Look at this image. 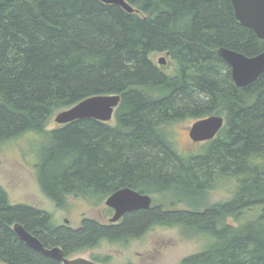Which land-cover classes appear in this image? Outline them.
Segmentation results:
<instances>
[{"label": "trees", "instance_id": "16d2710c", "mask_svg": "<svg viewBox=\"0 0 264 264\" xmlns=\"http://www.w3.org/2000/svg\"><path fill=\"white\" fill-rule=\"evenodd\" d=\"M127 1L137 11L100 0H0V146L26 132L49 135L36 175L58 205L69 196L103 201L123 186L160 197L116 226L85 217L74 230L44 209L12 203L0 185V263L60 264L28 246L16 222L67 252L176 222L213 237L184 264H264V73L238 87L218 54L228 47L253 55L264 40L238 21L232 0ZM162 51L174 74L151 59ZM99 94H120L116 120L46 129L55 112ZM213 113L226 117L218 136L198 153H179L176 119ZM226 180L230 199L210 202Z\"/></svg>", "mask_w": 264, "mask_h": 264}, {"label": "rangeland", "instance_id": "374dc122", "mask_svg": "<svg viewBox=\"0 0 264 264\" xmlns=\"http://www.w3.org/2000/svg\"><path fill=\"white\" fill-rule=\"evenodd\" d=\"M150 57L155 62L165 57V72L168 74L176 72V63L165 53H152ZM59 112H55L50 117L46 129L62 125L55 120ZM193 120V118L186 119L175 125L177 147L181 151L194 150L196 147L188 135V129ZM52 145L53 140L49 138V135L44 136L31 131L24 133L19 139L12 140L11 143L0 146V185L8 193L10 201L44 209L52 215L56 224H64L65 219L68 218L70 225L79 227L85 217L106 222V213L111 215V212L107 211L105 200L70 196L67 205H58L42 190L36 175V163L42 160L43 153H46ZM231 181H223L211 189L207 195L209 201L215 203L229 200L231 191L234 190ZM178 194L177 191L171 192L174 198H177ZM153 195L155 202V198L157 199L160 195ZM174 207L185 208V204H177ZM256 214L257 212L250 213L249 218ZM228 221L233 223L234 218L230 217ZM211 241H213L212 236L206 233H195L182 224L158 223L144 227L140 233L126 240L110 242L105 239L99 244L87 245L83 249L69 250L68 254L69 257L83 256L87 259H95L102 264H184L183 261L187 257L202 252Z\"/></svg>", "mask_w": 264, "mask_h": 264}, {"label": "water", "instance_id": "95a60500", "mask_svg": "<svg viewBox=\"0 0 264 264\" xmlns=\"http://www.w3.org/2000/svg\"><path fill=\"white\" fill-rule=\"evenodd\" d=\"M106 3H115L132 13L137 11L127 0H101ZM237 19L245 26L253 29L258 37L264 39V0H232ZM231 66L232 77L238 86H247L253 83L264 73V52L248 57L238 51L221 47L218 50ZM121 100L120 94H99L82 99L73 106L60 110L55 120L60 124H66L83 118H94L101 121H109L115 107ZM224 117L212 115L196 121L190 131L191 137L196 140H208L216 136L223 126ZM151 197L142 194L130 187H124L111 194L106 199V205L114 208L115 213L112 222L118 221L125 213L140 208L151 206ZM14 230L18 236L33 249L52 257L63 264H100L83 256L68 258L59 246L46 247L34 234L28 231L23 224L16 222Z\"/></svg>", "mask_w": 264, "mask_h": 264}, {"label": "flooded vegetation", "instance_id": "af4514ba", "mask_svg": "<svg viewBox=\"0 0 264 264\" xmlns=\"http://www.w3.org/2000/svg\"><path fill=\"white\" fill-rule=\"evenodd\" d=\"M233 3V2H232ZM235 10V9H234ZM236 15V14H235ZM239 21V20H238ZM240 22V21H239ZM241 23V22H240ZM247 27V26H246ZM249 28V27H248ZM251 29V28H250ZM253 30V29H252ZM254 31V30H253ZM256 33V32H255ZM257 35V34H256ZM258 36V35H257ZM259 39H261V40H264V39H262V38H260L259 37ZM221 48V47H220ZM226 48H228V47H226ZM228 49H231V48H228ZM219 50V49H218ZM232 50H234V49H232ZM235 51H238V52H240V53H243V52H241V51H239V50H235ZM262 52H264V48H263V50L262 51H260V52H258V53H256V54H253V55H248V54H245V53H243V54H245L246 56H248V57H253V56H256V55H258V54H260V53H262ZM157 53H160V52H157ZM162 53H165V55H167L168 57H171V55H170V53L168 52V51H165V52H163L162 51ZM218 54H219V52H218ZM220 55V54H219ZM222 57V56H221ZM223 58V57H222ZM152 59V58H151ZM224 59V58H223ZM153 60V59H152ZM225 60V59H224ZM154 61V60H153ZM165 61H166V58L165 57H161V58H159L158 60H157V62H155L154 61V63H155V66L158 68V69H160L161 71H164L165 72V68H166V65H164V63H165ZM231 67V66H230ZM232 69V68H231ZM167 73V72H166ZM168 74V73H167ZM231 74H232V72H231ZM234 80V79H233ZM251 84V83H250ZM238 86V85H237ZM248 86V85H247ZM238 87H241V86H238ZM243 87H245V86H243ZM120 102H121V100H120ZM120 102H119V104L115 107V109H114V113H113V116H112V118L109 120V121H107V122H111L112 120H116V111H117V108H118V106L120 105ZM212 115H220V114H216V113H213V114H210V115H207V116H203V117H185V118H183L182 120L181 119H176V120H178L177 121V123H181V122H183L184 120H186V119H194L193 120V122H192V125H191V127L188 129V135L190 136V140H191V142L192 143H194L195 145H196V147H195V149L194 150H184V151H181L180 149H179V147H177L178 146V144H177V141H176V136H175V125L177 124V123H175L174 125H173V127H172V136H173V138H174V141H175V143H176V147H177V149H178V152L179 153H183V155H188V154H194V153H198L200 150H201V148H203V145L204 144H206V143H208V142H211V141H213L217 136H218V134H219V132L221 131V129L225 126L224 124H226V117L222 114V115H220V116H223L224 117V122H223V126L221 127V129L218 131V133L216 134V136L214 137V138H212V139H208V140H200V141H196V140H194L192 137H191V134H190V131H191V128H192V126H193V124L196 122V121H198V120H200V119H202V118H205V117H209V116H212ZM198 146V147H197ZM124 187H130V186H123V187H120L119 189H122V188H124ZM130 188H132V187H130ZM119 189H117V190H119ZM133 190H136V191H138V192H140V193H142V194H147V195H149L150 197H151V199H152V201H151V206H149L148 208H141V209H149V208H152V207H154V205H155V202H154V195L153 194H151V193H147V192H143V191H141V190H139V189H136V188H132ZM115 192V191H114ZM114 192H112L111 194H113ZM111 194H109L108 196H107V198L111 195ZM69 198H70V196H69ZM68 198V199H69ZM106 198V199H107ZM106 199H105V204H106ZM156 199V198H155ZM68 201H70V200H67V203H68ZM67 203H66V205H67ZM182 204V203H181ZM180 205V204H179ZM107 206V205H106ZM141 209H137V210H141ZM181 208H177V207H174L173 209H172V211L174 212V211H179ZM107 211L110 213L111 212V215L110 214H108V213H106V217H107V221L106 222H103V221H101V220H99V219H96V218H94L95 220H96V222H98L100 225H104V226H116V225H118V224H121L123 221H124V218H125V215H126V213L122 216V218L120 219V220H118V221H115V222H112L111 221V218H112V216L114 215V213H115V210H114V208H112V207H110V206H107ZM135 211V210H134ZM130 212H133V211H130ZM129 213V212H128ZM84 219V218H83ZM83 219H82V221H81V225L79 226V227H73L72 225H70V221H69V219L68 218H66L65 219V222H64V224H58V225H60V226H66V227H70V228H72V229H80V228H82V222H83ZM20 223V222H19ZM22 224V223H21ZM24 226V225H23ZM25 227V226H24ZM29 231V230H28ZM32 233V232H31ZM32 234H34V235H36L37 236V234H35V233H32ZM38 237V236H37ZM39 238V237H38ZM40 239V238H39ZM41 240V239H40ZM42 241V240H41ZM43 242V241H42ZM44 243V242H43ZM45 244V243H44ZM29 246V245H28ZM45 246H46V244H45ZM54 246H59V247H61V249H63V251H64V255L66 256V257H68V258H76V257H69V254H68V252L61 246V245H52V246H49V248L50 247H54ZM46 247H48V246H46ZM66 253V254H65ZM49 257V256H48ZM79 257V256H78ZM56 260V259H55ZM91 260H93V261H95V262H98V263H100V264H102L101 262H99V261H97V260H95V259H91ZM58 261V260H57ZM60 264H63V262L62 261H58ZM0 264H2V263H0Z\"/></svg>", "mask_w": 264, "mask_h": 264}, {"label": "bare ground", "instance_id": "6f19581e", "mask_svg": "<svg viewBox=\"0 0 264 264\" xmlns=\"http://www.w3.org/2000/svg\"><path fill=\"white\" fill-rule=\"evenodd\" d=\"M255 32V31H254ZM259 38V37H258ZM233 78V77H232ZM256 81V80H255ZM236 84V83H235ZM237 86V85H236ZM94 119V118H93ZM225 125V124H224ZM118 191V190H117ZM116 192V191H115ZM141 209V208H140ZM15 225V224H14ZM17 234V233H16ZM18 235V234H17ZM51 248V247H50ZM66 254V253H65Z\"/></svg>", "mask_w": 264, "mask_h": 264}]
</instances>
